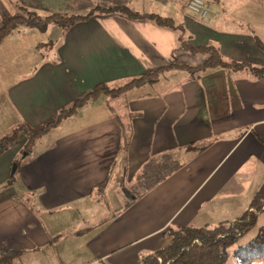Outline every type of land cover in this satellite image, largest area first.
<instances>
[{"label": "crops", "instance_id": "1", "mask_svg": "<svg viewBox=\"0 0 264 264\" xmlns=\"http://www.w3.org/2000/svg\"><path fill=\"white\" fill-rule=\"evenodd\" d=\"M204 1L205 18L187 0H0V24L19 6L46 16L121 5L180 23L189 44H218L225 59L264 64L256 42L264 44V0ZM205 57L185 50L173 28L121 11H95L67 30L51 22L7 34L0 41V138L18 124L45 122L99 83L117 87L163 69L112 103L87 100L48 130L60 127L33 161H18L25 134L0 154V249L19 251L24 264H140L171 242L170 229L241 216L263 182L264 76L210 68L195 77L176 66ZM121 123L129 134L124 147ZM164 153L182 165L129 202L144 163Z\"/></svg>", "mask_w": 264, "mask_h": 264}, {"label": "trees", "instance_id": "2", "mask_svg": "<svg viewBox=\"0 0 264 264\" xmlns=\"http://www.w3.org/2000/svg\"><path fill=\"white\" fill-rule=\"evenodd\" d=\"M95 11H121L131 18H150L158 25L173 28L177 31L179 44L185 50L206 55L204 61L199 65L191 66L184 63L176 65L186 68L195 77L200 76L202 72L210 68H222L233 72L245 71L251 78L264 76V64L252 65L247 62L225 59L220 52L218 44H189L184 28L180 23L175 24L172 19L156 14H140L121 5L112 7L96 5L85 15L53 13L46 16H40L24 6H19L18 14L10 16L1 22L0 41L18 25L44 30L52 22L58 24L63 30H67L77 21L90 17ZM256 42L264 51V44L259 40ZM162 69L157 68L140 77L132 78L117 87H109L105 83H99L81 94L67 107L58 110L54 117L45 122L34 127L26 124L16 125L9 134L0 138V154L8 147L14 145L20 134H25L27 145H31L34 140L46 133L51 127L57 125L62 118L72 114L79 106L92 97L97 96L101 92L114 97L119 96L128 87L153 82ZM125 126L126 124L121 123L123 147L129 138V134L124 131ZM205 147L206 145L195 146L194 144L186 146L187 149L196 148L198 150ZM181 165L170 153L148 158L139 171L134 184L128 187L130 193L129 202L142 196ZM262 212H264V173L260 188L252 197L248 209L241 216L233 221L220 222L214 225L185 226L178 229H170L171 242L143 255L140 264H230L228 261L230 254L235 259V264H254L256 260L264 258V225L257 226L258 216ZM254 228L256 229L255 234L247 241L240 242ZM229 248H232L231 252H229ZM0 253H6L10 256L19 255L17 250L0 249Z\"/></svg>", "mask_w": 264, "mask_h": 264}, {"label": "rangeland", "instance_id": "3", "mask_svg": "<svg viewBox=\"0 0 264 264\" xmlns=\"http://www.w3.org/2000/svg\"><path fill=\"white\" fill-rule=\"evenodd\" d=\"M47 46V43L44 45ZM48 56H50V54H48ZM107 93L104 94H98L95 97H92V100L96 99L99 102H109L112 103V101L114 102V96L110 95L107 100H104V98L106 97ZM100 97V98H99ZM114 99V100H113ZM115 108H117L116 104H115ZM60 130L59 128H53L50 131H48L45 135L41 136L40 138H38L36 140V142L33 145H27L24 147L23 150H21V152L18 154V161L24 162V163H28L29 161H33V159L36 158L37 154L43 153L44 151H46L47 147L52 143L53 139L55 138L56 133ZM27 153V154H26ZM29 153V154H28ZM31 153V154H30ZM35 155V156H34ZM31 156H34L31 158ZM14 166H12L11 172L13 170ZM120 185V184H119ZM123 198V197H122ZM109 202L113 206L115 207V201L113 200V197H109ZM232 251V248H229V252ZM264 260V258L258 259V261L256 260L254 263L255 264H260L258 263L259 261ZM26 261V259H18L17 256L15 255H7L6 253H0V264H24ZM30 261V260H27ZM230 264H235V259L233 257H231V254L229 256L228 259ZM264 262V261H263Z\"/></svg>", "mask_w": 264, "mask_h": 264}, {"label": "built area", "instance_id": "4", "mask_svg": "<svg viewBox=\"0 0 264 264\" xmlns=\"http://www.w3.org/2000/svg\"><path fill=\"white\" fill-rule=\"evenodd\" d=\"M186 7L201 18H205L208 14V7L204 0H187Z\"/></svg>", "mask_w": 264, "mask_h": 264}]
</instances>
